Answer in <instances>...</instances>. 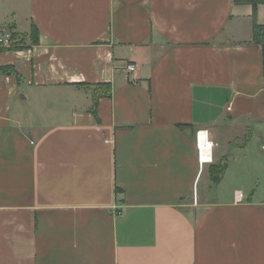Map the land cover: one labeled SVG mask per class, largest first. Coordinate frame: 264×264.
Listing matches in <instances>:
<instances>
[{"label":"crops","instance_id":"crops-1","mask_svg":"<svg viewBox=\"0 0 264 264\" xmlns=\"http://www.w3.org/2000/svg\"><path fill=\"white\" fill-rule=\"evenodd\" d=\"M256 20L264 27V3ZM32 24L37 44L0 50V67L19 74L0 71V264H264L252 6L0 0V30ZM88 83L111 85L96 115ZM228 175L249 178L247 191L232 186L225 198Z\"/></svg>","mask_w":264,"mask_h":264},{"label":"trees","instance_id":"trees-1","mask_svg":"<svg viewBox=\"0 0 264 264\" xmlns=\"http://www.w3.org/2000/svg\"><path fill=\"white\" fill-rule=\"evenodd\" d=\"M241 1L244 3H248L252 6V40L257 44H261L262 46V57H263V68H264V27L257 23L256 20V12L257 6L260 3H264V0H236ZM10 36L8 38V44L3 45L0 41V50H7V49H20L27 46V42L29 41L30 44H37L39 38V30L38 28L32 24L31 30L29 34L17 32L13 25L6 26ZM0 71L8 73V74H15L18 77V73L13 69L11 66H4L0 67ZM85 86L91 90L92 93V112L96 115V104L97 100L100 97H107L111 94V85L109 83H94V84H85ZM227 163L222 161L218 164H214L209 168L211 178L213 182H217L222 173L224 172Z\"/></svg>","mask_w":264,"mask_h":264},{"label":"rangeland","instance_id":"rangeland-1","mask_svg":"<svg viewBox=\"0 0 264 264\" xmlns=\"http://www.w3.org/2000/svg\"><path fill=\"white\" fill-rule=\"evenodd\" d=\"M4 30L5 31H8L7 28L4 27V28H2L0 30V33L2 31H4ZM234 134H237V133H234ZM242 140H244V136L243 137L241 136L240 138L238 137V139H236L234 142L230 143L229 149L232 150L234 148L233 146L238 145V144H241L242 143ZM250 147H251L250 150L252 152H254V153L261 152V150H260V142L259 141H256V143H254V141H253V143L250 144ZM248 166H249V170L248 171H250L251 168H253L252 170L255 169V173H258V170L259 169L257 167H253L251 164L248 165ZM260 171H261V173L257 174L258 175V179H256L255 181L254 180L251 181L247 177H244V178H246L247 180H249L251 182H255L256 184L264 185V174H263L264 170L263 171L260 170ZM229 173H231V172H229ZM242 174L245 175L244 172H242ZM247 180H245V179H236V178L231 177L230 175H228L227 177H225V179L222 182V186L220 187V188H222L221 191H226L227 190L226 197L225 198H228L229 197L230 190H231V187L232 186H239V187L245 188L243 184H248L249 182ZM214 188H215V186H214ZM246 191H247V189L245 188V191L244 192H246ZM221 198H223V197H221Z\"/></svg>","mask_w":264,"mask_h":264},{"label":"built area","instance_id":"built-area-1","mask_svg":"<svg viewBox=\"0 0 264 264\" xmlns=\"http://www.w3.org/2000/svg\"><path fill=\"white\" fill-rule=\"evenodd\" d=\"M10 34L8 31H2L0 33V41L3 45H7L8 44V38H9ZM127 70L128 71H132L134 70V65L133 64H128L127 65ZM204 131L199 130L197 132V147H198V154H199V159L201 161H207L211 159V142L208 141L207 139V135H205V138H203L201 136V133ZM204 140V141H201ZM238 197L241 198L242 195L238 194Z\"/></svg>","mask_w":264,"mask_h":264},{"label":"bare ground","instance_id":"bare-ground-1","mask_svg":"<svg viewBox=\"0 0 264 264\" xmlns=\"http://www.w3.org/2000/svg\"><path fill=\"white\" fill-rule=\"evenodd\" d=\"M201 136H202L203 138H205V132H202V133H201ZM201 141H204V140L201 139Z\"/></svg>","mask_w":264,"mask_h":264}]
</instances>
